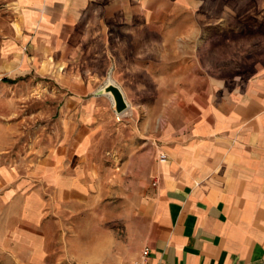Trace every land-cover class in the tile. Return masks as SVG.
Segmentation results:
<instances>
[{
  "label": "crops",
  "instance_id": "1",
  "mask_svg": "<svg viewBox=\"0 0 264 264\" xmlns=\"http://www.w3.org/2000/svg\"><path fill=\"white\" fill-rule=\"evenodd\" d=\"M6 1L7 44L37 49L39 72L62 82L68 95L60 113L70 114L60 117L54 150L28 175L0 172V205L13 209L15 224L34 230L48 216H79L81 208L87 216L71 230L69 247L85 264H108L114 241V264H129L143 246L149 249L144 264H264V52L242 81L227 87L213 79L194 102L182 95L173 109L183 114L180 127L167 125L160 141L149 128L143 148L140 130L116 121L111 97L97 89L115 63L118 71L136 64L126 60L128 49L141 44L112 42L169 4L161 0L157 10L150 0ZM207 1L203 16L219 9L220 0L212 7ZM242 1L264 23V0ZM115 148L118 171L133 182L112 189L119 202L133 193L122 215L133 243L128 248L98 227L93 211V203L110 200V187L94 182L109 166L96 162L113 159Z\"/></svg>",
  "mask_w": 264,
  "mask_h": 264
},
{
  "label": "rangeland",
  "instance_id": "2",
  "mask_svg": "<svg viewBox=\"0 0 264 264\" xmlns=\"http://www.w3.org/2000/svg\"><path fill=\"white\" fill-rule=\"evenodd\" d=\"M159 1L150 0V8L162 9ZM164 2L169 4L164 13L146 18L140 28L127 27L125 33L119 34V42H112L141 45L128 49L126 60L134 58L136 63L131 69L127 65L118 71L115 63L101 83V87L106 83L120 86L128 105H133L115 120L140 130L143 148L149 139V128L152 133L157 132L160 141L167 125L180 127L183 114L173 109L182 95H189L194 102L199 100L201 88L213 79H221L227 87L242 81L264 52L261 15L246 13L244 1H216L219 9L211 8L205 16L201 12L202 0ZM6 3L0 0V172L15 169L23 175L54 150L60 117L70 116L69 112L60 113L68 92L62 82L39 72V61L43 59L32 45L7 44L12 38V16ZM206 4L212 7L214 1ZM135 70L141 74L138 79L134 77ZM112 154H116L113 159L96 162L109 166V172L98 174L94 182L110 187V200L93 203V211L99 216L98 227L109 231L115 239H124L128 248L133 243L122 215L123 209L126 215L131 209L133 193L127 192L126 200L119 202L112 189L133 182L132 177L118 171L117 148ZM12 212L13 209L0 205V264H85L74 259L69 247L71 230L79 225L81 216H87L81 208L77 210L79 216H48L34 230L15 224ZM106 215L110 219L102 221L101 216ZM114 243L108 264L115 263L117 242Z\"/></svg>",
  "mask_w": 264,
  "mask_h": 264
},
{
  "label": "water",
  "instance_id": "3",
  "mask_svg": "<svg viewBox=\"0 0 264 264\" xmlns=\"http://www.w3.org/2000/svg\"><path fill=\"white\" fill-rule=\"evenodd\" d=\"M101 93L108 94L112 100V107L116 114L122 113L126 108L127 104L124 100L123 94L119 88L112 83H106L101 89Z\"/></svg>",
  "mask_w": 264,
  "mask_h": 264
},
{
  "label": "built area",
  "instance_id": "4",
  "mask_svg": "<svg viewBox=\"0 0 264 264\" xmlns=\"http://www.w3.org/2000/svg\"><path fill=\"white\" fill-rule=\"evenodd\" d=\"M165 159V156L163 153L158 154V160L163 161ZM149 256V249L146 246H143L140 251V255L137 259L131 261L129 264H144L146 259Z\"/></svg>",
  "mask_w": 264,
  "mask_h": 264
}]
</instances>
